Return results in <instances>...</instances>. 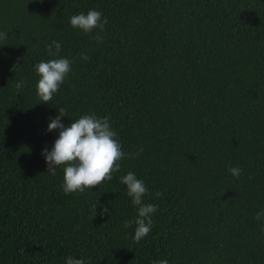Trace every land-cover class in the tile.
Returning <instances> with one entry per match:
<instances>
[{
    "label": "trees",
    "instance_id": "16d2710c",
    "mask_svg": "<svg viewBox=\"0 0 264 264\" xmlns=\"http://www.w3.org/2000/svg\"><path fill=\"white\" fill-rule=\"evenodd\" d=\"M93 9L104 32L71 26ZM0 32V264H264V0H0ZM54 40L73 63L44 103L35 65ZM60 107L65 126L107 117L125 153L143 151L65 194L42 154ZM128 172L158 206L139 242Z\"/></svg>",
    "mask_w": 264,
    "mask_h": 264
},
{
    "label": "clouds",
    "instance_id": "9594fccd",
    "mask_svg": "<svg viewBox=\"0 0 264 264\" xmlns=\"http://www.w3.org/2000/svg\"><path fill=\"white\" fill-rule=\"evenodd\" d=\"M107 19L97 10H89L86 14L81 12L70 17V24L73 28L90 33L94 29L100 32L105 31ZM0 39H7V34L0 32ZM99 43L103 41V36L99 33L95 36ZM48 55L54 57L47 61H39L35 65V72L39 79L36 83V92L41 102L49 103L55 93L60 89L68 74L71 71L73 61L59 56L61 44L53 41L46 45ZM54 49V51H53ZM81 58L87 61L89 57L81 54ZM14 71L17 67H14ZM24 82L19 81L15 87L19 92ZM59 114L54 118L50 117L48 131L58 130V138L55 139L53 147L49 151L44 149L48 165L47 172L56 174V169L63 170L62 188L65 194L74 192L83 193L85 189H92L102 185L106 180L113 178L114 172L120 171V161L124 158H136L143 151L140 148L135 153H125L122 145L117 139V133L111 128L107 117L100 118L94 114H84L73 120L69 126L61 123L63 116H68L64 107L59 108ZM229 172L233 177L239 178L241 169L239 167H229ZM120 182L127 186V195L131 197L132 204L137 206V218L135 219L134 240L139 242L146 237L153 225L151 216L158 209L155 204H144L143 197L148 189L142 179H138L133 172H128L121 176ZM156 197L163 196L162 192H156ZM97 205L92 211L96 215ZM104 214H109L107 206L103 208ZM264 217V210L257 213L255 219L261 220ZM133 221L125 220L124 227L128 228ZM23 252V249L21 250ZM66 264H86L84 259L67 257ZM152 264H169L167 259L154 260Z\"/></svg>",
    "mask_w": 264,
    "mask_h": 264
}]
</instances>
